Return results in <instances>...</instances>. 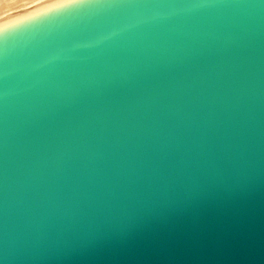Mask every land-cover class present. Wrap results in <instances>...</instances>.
Wrapping results in <instances>:
<instances>
[{"label":"water","instance_id":"water-1","mask_svg":"<svg viewBox=\"0 0 264 264\" xmlns=\"http://www.w3.org/2000/svg\"><path fill=\"white\" fill-rule=\"evenodd\" d=\"M0 264H264V0L1 18Z\"/></svg>","mask_w":264,"mask_h":264},{"label":"bare ground","instance_id":"bare-ground-1","mask_svg":"<svg viewBox=\"0 0 264 264\" xmlns=\"http://www.w3.org/2000/svg\"><path fill=\"white\" fill-rule=\"evenodd\" d=\"M45 0H0V19L19 13Z\"/></svg>","mask_w":264,"mask_h":264}]
</instances>
